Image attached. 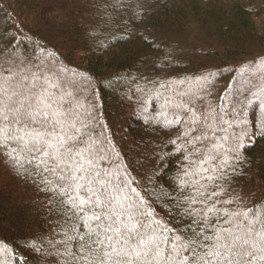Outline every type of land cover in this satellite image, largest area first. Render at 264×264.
<instances>
[{"label": "trees", "instance_id": "1", "mask_svg": "<svg viewBox=\"0 0 264 264\" xmlns=\"http://www.w3.org/2000/svg\"><path fill=\"white\" fill-rule=\"evenodd\" d=\"M58 67L83 77V84L76 85ZM255 70L257 77L235 92L243 73ZM33 75L51 94L47 99L54 101L53 109L74 112L76 129L86 141L77 164L91 159L85 168H95L96 179L113 185L133 181L130 187L150 205L151 216L137 217L144 226L140 237L147 240L159 228L152 220L170 231L155 233V243L165 249L162 257L152 245L139 259L125 255L131 249L116 243L119 237L109 233L110 242L97 222L77 218L91 212L73 215L61 202L67 197L47 190L57 180L38 167L46 157L23 152L15 163L0 154L2 264H100L102 251L111 255L107 264L129 259L174 264L168 256L175 237L180 238L176 243H188L200 233L193 245L199 252L204 236L218 229H244L238 222L243 216L233 222L226 213L254 207L264 212V0H0V87L9 95L24 83L33 88ZM170 105L186 110L187 116ZM176 120L180 123H168ZM11 127L26 141L52 130L40 123ZM56 131L64 130L57 126ZM12 148L16 141L10 142ZM186 171L208 192L219 191L216 185L226 191L201 204L199 185L190 183L182 190L177 182ZM207 176L217 177L215 183L201 179ZM45 178L52 185L46 186ZM120 186L123 193L114 195L122 204L113 201V208L121 214L122 235L123 225L132 223L129 212H135L130 206L136 194ZM213 206L219 210L215 215L209 211ZM205 213L209 223L201 219ZM97 237L103 250L94 243ZM180 253L191 255L184 249Z\"/></svg>", "mask_w": 264, "mask_h": 264}, {"label": "snow or ice", "instance_id": "2", "mask_svg": "<svg viewBox=\"0 0 264 264\" xmlns=\"http://www.w3.org/2000/svg\"><path fill=\"white\" fill-rule=\"evenodd\" d=\"M32 79L34 82L33 88L38 90L35 92L30 90V97H25V99L29 100L28 104L21 103L19 106L10 104L9 101L17 93L13 92L9 95L5 88L0 87V154L15 163H19L18 157L23 152H28L29 154L35 152L40 156L46 157L47 159L40 160L38 167L43 166L42 170L51 173L57 180L56 186L54 188L49 187L47 190L59 193L62 198L67 197L66 200L62 199L61 202L67 205L68 211L73 212V215L84 213L86 210L91 212L92 215L90 217L85 218L81 215L77 218L97 222V229H102L103 235L110 242L113 237L109 236V233L119 237L116 243L123 242L124 245L131 249V252H125V255L131 254L139 259L142 252L146 253L152 250L149 247V245H152L155 247L156 256L162 257L165 249L155 243V233L161 228L165 232L170 230L163 225L162 221L152 220L151 223L158 225L159 228L154 230L153 235L149 236L147 240L140 237V229L144 226L137 217H148L152 215V212L148 210L150 205H146L140 194L135 193V189L130 187L133 181L124 180L120 183L129 187V190L136 194V203L130 206L135 209V212H129V219L132 223L123 225L124 231L121 235L122 230L119 226V216L121 214L113 208V201L116 204H122L121 199L115 196L114 193H123L124 189L121 188L120 183L113 185L112 181L96 179L99 177V172L95 168L88 169L84 166L85 163L91 165V159H85L84 163L77 164L76 158H83L80 145L85 144L86 141L79 130L76 129V124L73 120V110L59 111L53 109L54 101L49 102L47 99L51 94L47 93V89L43 85L36 83L40 77L33 75ZM33 105L35 106L33 107ZM9 113L12 114L11 120L8 118ZM16 123H40L41 126L48 124L52 126V130H46L45 133L37 132L30 141H26L24 135L17 134L16 130L11 127ZM168 123H180V121H168ZM57 126L64 131L62 133L56 131ZM70 129H76V131L72 132ZM183 135H189V133L185 132ZM12 141L17 142L19 152H17V148L9 150L10 142ZM171 143H174V141H171ZM36 158L33 156V159ZM185 158L187 159V157ZM48 159L51 160L50 165L48 164ZM29 162L31 163V161ZM57 169L60 171L57 172ZM16 171L19 172V169H16ZM204 171H207V169H204ZM82 173H89V175L85 176ZM195 174H199L198 171ZM192 175L193 173L186 171L177 182L182 190L185 185L190 183L199 185V188H196V193L197 196L202 197L198 201L201 204H206L212 197H219L223 191H226L222 186L216 185L219 191L208 192L207 187L200 184V180L193 181L191 179ZM184 177H189V179L185 180ZM201 179L214 184L217 177L207 176L201 177ZM85 180L87 181L86 183H81V181ZM44 183L46 186L52 185L53 181L45 178ZM81 192H83V195H81ZM123 199L127 200L128 197L124 196ZM196 202L194 198L192 203ZM225 203H233V200L225 201ZM141 207L144 208L143 211H141ZM110 209L111 211H109ZM209 211L215 215L219 210L213 206ZM225 215H228L229 220L233 222H237V218L243 216L244 220L238 222L245 224L244 229L242 231L239 228L235 231L232 229H218L212 236H204L205 243L200 245L201 251L199 252L193 245H196L197 240H199L200 233H194L193 235L196 239H192L188 243H176L180 238L175 237L168 259L172 260L174 264H254V262L255 264H264V212L254 207L246 212L226 213ZM201 219L205 223H209L207 213ZM148 227H151V224ZM92 233L93 230L90 229L88 239L92 238ZM135 237L140 238L138 241L133 242ZM69 239L74 238L69 237ZM94 243L100 244L103 250L104 242L99 237ZM164 243H167V238H165ZM137 249L140 250L137 251ZM181 249L190 252L191 255H181ZM33 250L40 251L35 246ZM112 251H116V249L113 247ZM102 254L105 259L100 264H107V260L111 259V255L107 251H102ZM176 257L179 258L178 261H176ZM81 259H84V257H81ZM127 264H134V261L129 259Z\"/></svg>", "mask_w": 264, "mask_h": 264}, {"label": "rangeland", "instance_id": "3", "mask_svg": "<svg viewBox=\"0 0 264 264\" xmlns=\"http://www.w3.org/2000/svg\"><path fill=\"white\" fill-rule=\"evenodd\" d=\"M58 69V71L62 74L63 73V75H65V76H68V77H73L74 78V82L76 83V85H79L80 86V84H83V82H84V79H83V77H81V76H78V75H75V76H73V75H71V73H70V71L69 70H64V68H61V67H58L57 68ZM256 73H258V71H246V72H244L243 74H244V76H245V79L244 80H242V81H238L239 82V84H237L236 86H234L233 87V89H234V91L236 92V91H238L239 92V90L241 89V85L243 86V85H245V84H247L248 83V81H250L252 78H254V77H257L256 76ZM215 80V79H214ZM82 87V86H81ZM30 90L32 91L33 90V88H29L28 87V84L27 83H24L23 85H20V86H18V88H17V95L16 96H18V97H16L17 99V101L16 102H14V104H16V106H19V104H28L29 103V100H27V99H25V97H30ZM33 92V91H32ZM231 96L232 95H229V97L226 99L227 101H231ZM140 97H141V95H140ZM142 98V97H141ZM19 99V100H18ZM35 105H33V107H34ZM255 107H257V106H255ZM250 108V107H249ZM254 108V106L253 107H251L250 109H249V111L248 112H246L245 113V118L246 119H250L249 117H251L252 116V109ZM169 109L171 110L172 109V111L173 112H179V113H185L186 114V116H187V111L186 110H183V109H180L179 107H173V106H171L170 105V107H169ZM264 112V111H263ZM262 112V113H263ZM174 114V113H173ZM263 115H264V113H263ZM12 116V115H11ZM11 119V118H10ZM239 122H237V120H235L234 122H237V123H241L240 122V120H238ZM264 131V130H263ZM116 139V138H115ZM116 145H118L117 143H116ZM19 186V185H18ZM21 188H23L22 186H20ZM11 190H10V193L11 194H13L12 193V188H10ZM20 189V188H19ZM15 194H17V193H15ZM11 196V195H10ZM0 262H1V260H0ZM1 264H2V262H1Z\"/></svg>", "mask_w": 264, "mask_h": 264}]
</instances>
